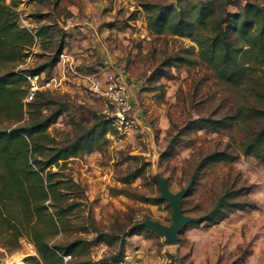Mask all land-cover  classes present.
Instances as JSON below:
<instances>
[{
  "label": "rangeland",
  "instance_id": "rangeland-1",
  "mask_svg": "<svg viewBox=\"0 0 264 264\" xmlns=\"http://www.w3.org/2000/svg\"><path fill=\"white\" fill-rule=\"evenodd\" d=\"M203 1L14 0L20 26L32 33L41 25L50 29L41 40L35 37L23 59L2 70L41 65L64 35L59 62L36 79L37 91L64 105L47 129L58 144L70 142L102 116L99 102L90 95L88 78L106 69L123 76L133 108L146 126L143 137L135 134L114 142L105 135L99 150L61 162V173L81 187L76 198L81 204L51 243L80 238L83 253L72 254L71 261L96 264L122 252L142 264H264V156L241 151L242 142L264 121L253 116V111L264 110V65L242 84L223 81L200 57L193 36L154 32L142 6L178 3L190 8ZM246 1L264 5V0H235L241 5ZM227 10L235 12L236 7L229 5ZM200 33L210 35L208 28ZM22 102L26 104L25 96ZM25 118L16 122L0 116V128L23 124ZM218 151L236 158L203 162ZM138 170L140 177L123 182ZM155 178L167 179L173 192L190 188L182 199L185 214L205 215L225 192L234 193L228 201L251 206L214 224L206 220L186 225L172 244H164L163 237L152 231L129 235L145 218L171 222L166 200L149 202L159 194ZM31 250L25 242L19 251L0 245V264L24 262Z\"/></svg>",
  "mask_w": 264,
  "mask_h": 264
},
{
  "label": "trees",
  "instance_id": "trees-1",
  "mask_svg": "<svg viewBox=\"0 0 264 264\" xmlns=\"http://www.w3.org/2000/svg\"><path fill=\"white\" fill-rule=\"evenodd\" d=\"M13 4L14 0L10 3L0 0V116L16 122L26 118L23 124L0 128V245L19 251L23 242L31 244V254L23 259L26 264H64L62 255L69 254L72 258V254H81L83 250L80 238L66 244L51 243L56 234L66 229L69 214L81 204L76 199L81 187L71 176L61 173V162L99 150L101 139L111 127L108 120L100 116L82 134L60 145L47 129L63 113L64 105L46 97L44 91H36L32 101L22 102L29 87L25 74L49 73L59 62L64 35H60L54 53L41 65L18 71L14 68L2 70L7 63L23 59L35 37L41 40L50 29L49 25H41L32 33L20 26ZM229 5L235 6L236 11L229 12ZM142 6L147 13L148 26L154 32L193 36L200 57L223 81L242 84L264 65V5L260 3L246 1L241 5L235 0H205L198 7H190L196 10L178 3H143ZM207 28L210 35L200 33ZM50 38L51 35L48 45ZM253 116L264 117V110L253 111ZM241 151L244 155L264 156V121L242 142ZM235 158V155L218 151L203 162ZM53 166L57 170H53ZM141 175L140 170L133 171L123 182L128 184ZM185 187L188 192L190 188ZM233 194L223 193L209 212L198 216V221L214 224L230 212L251 206L245 201H228ZM149 202L159 204L163 199L158 194ZM142 221L130 229L129 235L152 231ZM191 223L197 221L187 225ZM122 256L121 252L118 258L100 262ZM71 258L66 264L91 263L87 260L73 262Z\"/></svg>",
  "mask_w": 264,
  "mask_h": 264
},
{
  "label": "built area",
  "instance_id": "built-area-1",
  "mask_svg": "<svg viewBox=\"0 0 264 264\" xmlns=\"http://www.w3.org/2000/svg\"><path fill=\"white\" fill-rule=\"evenodd\" d=\"M29 81L26 101H31L39 86L36 83L37 75L25 74ZM88 89L92 98L99 102L100 114L104 116L111 127L106 137L112 141H122L132 135L140 134L143 137L146 126L140 120L133 108L132 95L123 76L112 69L97 71L88 78ZM31 247V244L28 243ZM69 254L62 255L63 263L70 260ZM99 264H142L141 261L128 253L116 260H107Z\"/></svg>",
  "mask_w": 264,
  "mask_h": 264
},
{
  "label": "water",
  "instance_id": "water-1",
  "mask_svg": "<svg viewBox=\"0 0 264 264\" xmlns=\"http://www.w3.org/2000/svg\"><path fill=\"white\" fill-rule=\"evenodd\" d=\"M159 187V198L166 200L171 208V222L164 224L153 219H145L142 224L146 225L158 236L163 237L164 244H172L178 241L179 233L186 225L193 221H198L197 216L185 214L182 208V199L187 192V187H182L173 192L169 189L167 179L155 178Z\"/></svg>",
  "mask_w": 264,
  "mask_h": 264
},
{
  "label": "bare ground",
  "instance_id": "bare-ground-1",
  "mask_svg": "<svg viewBox=\"0 0 264 264\" xmlns=\"http://www.w3.org/2000/svg\"><path fill=\"white\" fill-rule=\"evenodd\" d=\"M16 258V257H15ZM11 263V262H10ZM8 264V263H7ZM14 264H26L24 262H22L20 259H17L16 262Z\"/></svg>",
  "mask_w": 264,
  "mask_h": 264
}]
</instances>
